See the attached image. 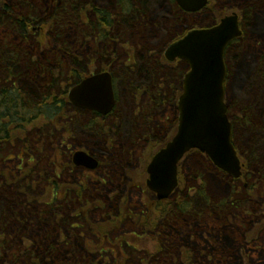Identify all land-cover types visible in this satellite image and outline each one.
Returning a JSON list of instances; mask_svg holds the SVG:
<instances>
[{"label":"trees","instance_id":"trees-1","mask_svg":"<svg viewBox=\"0 0 264 264\" xmlns=\"http://www.w3.org/2000/svg\"><path fill=\"white\" fill-rule=\"evenodd\" d=\"M108 1L109 3L106 4L103 0H58L57 4L52 6L49 0L46 2L0 0V193L4 186L12 184L11 176L5 172L4 167H9L11 164L13 148L22 145L33 151L44 145L46 150L47 146H52L56 142V137L62 130L60 126H65L75 138L78 128L93 134L94 139L102 141L105 154L116 153L120 156L110 169L111 174L117 178V184L111 182L115 184L112 186L114 195L120 200L125 188L124 183L132 180L128 171H132L131 168L138 163L133 147L140 143V140L145 145L152 140L151 149L155 152L176 132L177 103L182 93L183 76L189 66L184 61L168 63L164 58V50L191 27L214 25L228 13V10L213 8L211 3L207 8L211 9L210 17L205 23L199 24L197 18L188 23V14L183 13L173 0H171L172 6L179 10L177 16L169 8L168 0H107L106 2ZM239 6L244 17L245 34L242 39L229 45L226 55L229 67L228 82L233 78L236 79L234 74L238 58L234 53L231 54L230 50L235 44L248 40V35L255 33L253 27L264 31V0H242ZM175 20L177 28L184 30V33L180 30L170 32ZM41 21H47V24H42L46 26L40 31H33V27H39ZM131 47L136 50L135 54H119L121 48L127 51ZM138 48L141 49L140 54ZM240 52L242 54L239 49ZM95 59L100 62L99 68H95L96 71L109 69L115 75L116 86L120 85V89L116 88L117 107L107 117L75 109L68 101L69 85L77 84L87 77L94 70L91 67L93 63H97ZM258 59L257 63L256 61L254 64L249 63L252 72L247 68L240 69V82L249 83L256 89L254 81L257 80L262 82L264 91V50ZM143 94L147 99L141 105L139 97ZM136 105L137 116L134 113ZM230 109L229 116L236 130L237 124L232 114L235 112V103H230ZM166 111H169L167 126L160 120V116ZM245 112L247 113L244 129L251 135L254 143L247 149L246 160L248 167L251 166L253 169L264 165V156L260 151L263 137L258 136V132L264 131V124H256V105L251 104L250 109L244 107ZM70 125L75 127L72 128ZM130 137H134L136 141L132 146L128 143ZM81 144L96 156H100L95 152L97 147L92 146L89 141ZM125 150L126 155L123 154ZM192 156L201 159L202 167L209 168L208 159L204 155L199 152L189 154L180 165L182 190L179 194L181 195L174 194L169 201L160 202L156 212H160L165 221L170 222L173 216L181 219L185 216L183 213L188 211L193 212L192 217L196 216L195 213L204 210L241 211L238 206L234 208L232 206L234 203L230 200L237 192L236 181L232 177L215 170L216 174L211 175V179L208 180L204 173L197 169L192 173L187 171V165V170L184 172L185 164ZM261 171L263 170H255L258 174ZM214 180L217 183L216 188L212 187ZM99 183L101 182L97 184ZM195 183L197 186L194 188ZM18 185L19 194L24 190L32 195H24L23 198L28 216L19 219L16 215L15 220L25 228L32 227L41 232L47 229L37 227V222L42 225L54 222L57 226L61 224L62 213L81 210L84 206L91 208L94 199L101 198L90 192L93 191L91 184L82 182L81 186L79 181H75L73 183L75 188L69 190L73 193L66 194L61 204L46 203L34 194L35 187L33 188L32 185L22 181ZM59 187L53 189L56 192L53 196L58 195L57 191L62 188ZM194 189L195 195L191 197V191ZM254 189L256 188H251V194H254ZM117 191H120L121 195H118ZM106 192L108 196L110 188ZM210 194L220 196L215 199ZM40 200L42 201L39 202ZM55 200L59 199L55 198ZM235 202H238L237 199ZM241 204L249 205L245 200H241ZM258 204L254 208L260 209ZM4 208L7 212L10 211L9 200L0 198V264H61L70 258L75 262L77 258L82 257L78 250L62 245L59 236L60 246L56 243H48L47 240H39L33 246L31 244L35 240L33 235L18 230L16 233L8 229L10 216L2 213ZM99 211L100 208L95 210V212ZM50 217L51 220H48ZM65 217L71 216L67 214ZM224 218L227 220L226 215ZM240 218L248 220L246 216ZM3 219L4 222L7 220L4 224H2ZM224 226L230 224L226 222ZM58 230L59 228H56L57 232ZM19 240L28 246L24 247ZM15 241L18 243L15 244ZM61 256L64 258L59 259ZM86 257V260L97 258L94 256L91 258L90 255Z\"/></svg>","mask_w":264,"mask_h":264},{"label":"rangeland","instance_id":"rangeland-1","mask_svg":"<svg viewBox=\"0 0 264 264\" xmlns=\"http://www.w3.org/2000/svg\"><path fill=\"white\" fill-rule=\"evenodd\" d=\"M44 1L46 2L48 0H44ZM106 1L107 0H103V2H105L106 4L109 3V1L108 2ZM241 2L242 0H222L221 3L214 8L216 9L222 8V9L230 11L231 6L237 5V6H234V8H238V6L241 5ZM169 5H170L169 8H171V10H173L174 13H176L177 15L178 11L176 10V8H174L172 6V3L170 2H169ZM210 10H211L210 8L205 9L204 11L200 13V15L188 16L189 18L187 22L188 23L192 22L194 18H197L199 19V24L205 23L210 17ZM175 23H176V20L174 21L173 25L170 27V32L172 33L178 32L179 30L177 28V23L176 24ZM253 28L255 30V33L253 34L248 33L249 34L248 37L250 40H245L242 42V44L240 43L241 45L239 49L242 51V54L241 52L239 53L238 44H235L234 48L230 50V53L231 54L234 53L235 56L238 58H237V63L235 64L236 69L233 68L235 69L234 76L236 77V79L233 78L232 76L233 79L230 80L231 83L229 84V87H228V98L230 99V103H235V107H241L242 110H244V107L250 109L251 104L256 105L257 106L256 124L259 123L260 125H262L264 124V121H263L264 120V105H263V102H261L260 94L262 93L264 94V91L262 93L259 91L260 87L258 86L260 83L258 84L257 80L254 81L256 83V84L254 83L256 85V89H254L253 87H251V85H249V83L244 82V84H242L240 82L241 81L240 69L247 68L249 71H251L250 70L251 67H249V65L254 64L255 61L257 63V61L259 60L258 59L259 56L262 54V51L264 50V48H262L264 46V36H259L257 34V31L259 30L257 29V27H253ZM130 49L134 50V47L128 48L127 54L130 53ZM119 54H126L125 49L121 48L119 50ZM95 62L97 63H93L91 67L92 70L95 68L97 69L100 66V62L96 61V59H95ZM119 86L117 85L116 88L120 89ZM139 99L141 100V103L139 104L142 105L146 102L147 97L145 94H143L142 96L139 97ZM137 109H138V106L136 105V108H135L136 111L134 112L135 116L138 115ZM248 111L250 112V110ZM246 113L247 112L244 113V117ZM168 115H169V111H166L160 116V120L164 122L166 126L168 124V120H167ZM122 116L123 114L120 116V118ZM117 119L118 117L116 116V120ZM61 125H63V123ZM70 126H72V128L75 127L74 125H70ZM60 128L62 130L59 132V135L56 137V142L52 144V146H47L45 152L44 151L39 152L38 148L33 150L34 151L33 162L39 163V166L43 168V172H45V174L46 173L48 174V177L45 179L47 181V182L45 181V184L48 183L47 185L37 187V184H36L34 186L36 187L34 194L38 196L39 198H42V200H46V199L51 200L53 198V195L56 194V192L53 191V189L55 187H59L60 185L58 183L55 184L56 183L55 182L56 171L58 169L66 168V166H63L64 162L68 161L70 154H72L76 148L81 147L82 145L81 143L86 144V142L89 141L92 146L101 147L102 149H104V146L101 140L97 141V139H94L93 134L86 133L81 128L77 129L76 138L74 137V135L70 136L68 133H66L64 131V126H60ZM243 130H245L246 132V138L244 139L245 143L243 144V146H247V149H248L254 143L252 142L251 135L248 133V131L244 128ZM138 132H142V131H138ZM143 134H145V132H143ZM134 135H136V132L134 133ZM260 135L264 137V131H262V133L258 132V136ZM159 136L162 137V135H159ZM261 140L263 141H262L260 151L262 155L264 156V139L261 138ZM135 142L136 141L134 137H130L128 140V143L131 146H132V143L134 145ZM141 142L142 141L140 140V143L136 144L133 147L135 151V158L138 163H136V166L134 168H131L132 171H128L130 180L131 179L132 180L127 183H124L125 188H124V192L122 193V197L120 200H117L114 197V191H113L112 186L115 184H112L111 181L116 183L117 178H115L114 174H111L112 170L110 169H105L104 171L103 170H98V171L88 170L90 172L84 171L81 177L85 179V182L83 184H87V185L91 184L93 191H90V192L94 195L101 196L102 198V199L101 198L96 199L97 202H94V207H99L100 205L104 203L106 204V206L109 207V209L113 213L115 212L114 213L115 215H113L112 218L116 217L117 219H115V223L113 224V227H114L113 230L114 232L122 234L117 239L116 244L120 245L123 242L122 246H119V247L120 248L122 247L121 248L123 250L122 252L128 257V259H130V262H131L130 264H141L140 261H143V264H147L148 261H150L148 262V264L149 263L153 264L152 261H154V255L158 253L159 240L161 239L163 243V238H164L163 235H165L166 233H164L163 231L156 232L158 240L154 241L153 240L154 233L151 232L150 230L155 229L156 227H163L165 222L167 221H165L164 218H161L159 215H156L154 212H151V211H149L150 215L146 216V211L150 209L151 204H153L154 208H158V206L153 203V194L150 192V190L146 186V179L148 177L146 168L151 158L150 156L154 153L151 149L152 140L148 141L146 145L142 144ZM22 147L23 146L21 145L20 147L15 146L13 148L11 156L15 159L11 162L9 167L7 166L4 167V170L6 173H8L9 175L12 174V177L10 179L12 184L6 187L4 186L2 188L3 190H1V193H0V198H3V200L5 201L9 200V210L10 211L8 210L9 212H7L5 208L2 211V213L6 214V216H8V214L10 216L8 219V229L14 230L16 233L25 231V232H28L30 235H33L35 237V240L31 242L33 246H35V244L38 243L39 240H47L48 243L49 242H51L52 244L56 243V245L60 246L61 243H59V240H58L59 231L64 230L63 232H65V230H68L70 228L66 220L57 226L54 222H49L47 225H42L40 222H37L36 223L37 227L47 229L46 231H43V232L36 230L32 227L25 228L22 224H19L15 220L16 215L18 216L19 219L21 218L25 219V217L28 216V210L23 205V198H24V195H27V196L32 195L30 193L25 192L24 190L22 191L21 194H19V191H18L19 190L18 184L21 181L25 183L31 182V180L28 178L20 179L22 178L20 177V175L23 173V171L21 172L17 168L18 166L21 167V164L23 167V162L19 159H16L17 158L16 155H19V157L23 158L24 152L22 150H25V149L24 148L22 149ZM40 147L44 148V145H40ZM130 152L133 155L132 149H130ZM123 154L126 155V150L123 152ZM114 156L117 157L119 160L120 156L118 154L115 153V155L113 154V157ZM139 158H141L140 161H139ZM263 162H264V158H263ZM186 165H187L188 170L186 169ZM30 168L33 169L34 166H28L26 170ZM24 169L25 168H23V170ZM196 169L199 170L201 173H204L205 178L206 179L208 178V180H210L211 175L215 173V170L213 168H207L206 166L202 167L201 159L199 158L195 159V157L192 156L187 160V163L185 164L184 172H186L187 170L190 173H192ZM249 169L253 172L252 174L250 173V183L257 186L255 187L256 189H254L255 191L254 194H251V195L254 196L256 200H260L261 198H264V165H261L253 169L251 166H249ZM255 170H258V171L263 170V171H261V173L258 174L255 172ZM66 171L67 170H65L64 172ZM71 173H74V171L72 170ZM13 176H17V177L15 178ZM34 178H40L39 173H36ZM64 178L67 179L68 178L67 175H65ZM104 179L108 180L107 181V183L109 182L108 185H104L103 183H99V184L96 183V182H101V180H104ZM70 180H73V177H70ZM95 183L97 185H95ZM63 184L67 186H61L62 187L61 190L57 191L58 195L62 196L63 194H72L73 192L71 193V191H69L70 188H75L74 186H71L72 183L65 181ZM198 184L200 185L201 182H199ZM196 186H197V183L194 184V188ZM46 187H49L50 190L47 191ZM212 187L213 188L217 187V183L215 180L212 182ZM221 187H223V185ZM108 188H110V192L108 196L109 195L111 196H109L110 198L107 196L108 198L106 199V194H107L106 191ZM208 188L210 189V187ZM117 192H118V195H121L120 191H117ZM44 195L46 197H44ZM210 195L214 197L215 199H218L217 197L220 196L218 194L216 195L210 194ZM42 200H40L39 202H41ZM52 200H53V203H56V202H57L56 204L60 203L54 199ZM122 200L124 201V203L121 204V207H118L116 209L117 207L116 202L120 204ZM257 204H258L257 202H254V206ZM259 208H260V211H256V212H255V209L253 208V216L258 221L256 223H253V225L249 224L246 227H251V228L254 227V231L256 232L258 231L264 232V201L261 202V205L259 206ZM95 210H96L95 208H92L91 216H88L89 218L86 220V222L82 223L76 230L73 231L71 244L74 248L78 250V252H83L85 248H89L91 251L96 250L90 246V245H93L97 241V236L93 234V231H96V229L92 227L93 226L92 222L97 216V213L94 212ZM225 215L227 216V220H225L224 218ZM224 216H223V219H224V224H225L226 222L230 220L232 215L224 214ZM217 217H218L217 213L210 214L209 216H207L206 222L214 223L217 220ZM67 218H69L72 224V221L74 218L73 217H67ZM138 218L141 219L142 221L139 220ZM135 219L136 221L134 225L133 224L131 225L129 221L133 223V220ZM187 219H190V216H183L181 218L184 226H185V222ZM48 220H51V217ZM6 221L7 220H5V222ZM5 222L3 219L2 224H4ZM56 228H59L58 232L56 231ZM16 230H18V232ZM227 235H231V233L228 232ZM263 235L264 234L259 235L255 241L263 244L264 241L261 240ZM114 240L115 238L113 237L112 242H114ZM14 243L16 244L18 242L15 241ZM19 243L23 244L24 247L28 246V244H24L22 241L20 242V240H19ZM48 243L46 245H48ZM262 246H264V244L258 246L257 248L258 251H256L257 253L256 256H257V259L259 260H262L263 255H264V253H261L259 251V248L260 249L263 248ZM117 253H118L117 251L113 253L107 252V254L105 252L99 253V250H97V254H98L97 258L104 259L106 255L107 260L109 262H113V259L115 257H118ZM90 256L91 258H94L92 254H90ZM121 257L122 256H119L118 258H121ZM63 258L64 257L61 256L59 259H63ZM64 263L65 261L61 262V264H64ZM65 264H72V263L70 261H66ZM84 264H87V263L85 262ZM93 264H103V263H93Z\"/></svg>","mask_w":264,"mask_h":264},{"label":"water","instance_id":"water-1","mask_svg":"<svg viewBox=\"0 0 264 264\" xmlns=\"http://www.w3.org/2000/svg\"><path fill=\"white\" fill-rule=\"evenodd\" d=\"M188 12L204 8L208 0H177ZM242 35L237 15L228 16L213 28L198 29L170 45L165 52L169 61L186 60L190 71L183 79L179 98V127L173 139L158 151L148 165L147 184L159 199H166L178 186V166L186 153L198 149L214 164L234 177L241 175L240 160L233 144V125L225 101L228 44ZM77 107L108 115L116 106L111 72L95 73L69 90ZM77 165L91 169L97 161L84 151L74 155Z\"/></svg>","mask_w":264,"mask_h":264},{"label":"flooded vegetation","instance_id":"flooded-vegetation-1","mask_svg":"<svg viewBox=\"0 0 264 264\" xmlns=\"http://www.w3.org/2000/svg\"><path fill=\"white\" fill-rule=\"evenodd\" d=\"M51 1V5L54 6L57 4L58 0H49ZM222 0H209L208 5L212 3L213 8L216 7L221 3ZM233 5L230 8V11H228L227 14H225L223 17L219 19V23L224 17L226 16H232V15H238L239 17V26L241 28V31L244 33V17L243 14H239L235 11ZM208 7V6H207ZM206 7V8H207ZM46 23L41 21L39 24L42 25ZM214 24V25H215ZM212 25V26H214ZM210 27V26H209ZM196 27H191L190 30L187 32L193 30ZM200 28H208V27H200ZM243 35V34H242ZM138 54L141 53V49H137ZM128 54H134V53H128ZM258 82V81H257ZM260 83V84H259ZM262 82H258L260 89L259 91L262 93ZM258 91V92H259ZM261 95V102H264V94ZM235 118L238 123V132L236 133V144L238 147L239 156L241 159L243 167L242 175L237 178L236 181V196L235 199L238 201V207L242 209V211L234 212V216L238 215H248L253 216V208H254V202L259 203V206L261 205V202L264 201V198H261L260 200H256L254 196L251 195V188L257 187L254 184L250 183V172L253 173L250 169H247L246 167V158H248V151L247 147H243L244 139L246 138V132L243 130L245 127V122L243 124V121H245L244 117V110L241 109V107L236 108ZM264 121V120H263ZM264 139V137H263ZM74 153V151H73ZM73 153L70 154V157L68 161L64 162L63 166H66V168L61 169V175L70 174L72 170L77 168V166L73 163ZM25 158H30L29 161H25V165H31L33 164V156L28 152H24ZM99 161V159H98ZM103 166V164L99 161V167ZM249 165V164H248ZM22 169L20 168V171ZM67 170L66 172H64ZM102 170L105 169L102 167ZM90 172L84 168H81V176L83 172ZM43 172H41L42 175ZM97 183V182H96ZM95 183V185H97ZM106 185V183H104ZM110 198V197H109ZM241 200H245L249 205H246L250 210L252 211H243L245 209V205L241 204ZM94 207V206H93ZM106 205L103 203L99 208L100 211L96 212L98 216L93 220L92 227L97 230L96 234L98 236V240L93 244L90 245L92 248L96 249L95 251H91L89 248H85L86 255H83L82 258L76 259L75 262L73 260V264H84L85 262L87 264H93L97 263V259H89L86 260V256H89L92 254L94 257H96L95 254H97V250L100 252L103 251L107 253L110 252H118L117 256H122L121 258L115 257L113 259V262H109L106 258L103 259L105 264H130V259L122 252L123 250L119 247L122 246V243L116 244L117 239L122 235L121 233L114 232L113 230V224L115 223L116 217H113L115 215L112 211H107L105 209ZM253 207V208H252ZM255 211L260 209L254 208ZM95 212V211H94ZM69 214L71 217L74 218L72 221V224L69 220V218L65 217ZM185 214L191 215L190 219H187L185 222V226L183 225L182 220L173 219V221L168 222L164 224L163 227H156L155 229L150 230L154 233L153 240H158L157 233L159 231H163L166 233L163 235V243L161 239L159 240V246H158V253L154 255V261H152L153 264H264V255L262 260L257 259V253L258 246L263 245L260 242H256L255 240L258 238L259 235L264 234L262 231H254V227H245L246 222L245 220H240L236 218L237 224L234 226L225 227L224 226V212L223 211H217V220L215 221L217 223V226L209 227L208 223L206 222L208 213L206 212H197L195 213V217L193 216V212H185ZM88 216H91V210H81V211H73L69 213H62V217L60 219V223H63L65 220L67 221L68 225L70 224V229L65 230L63 232L62 230L59 231L58 236L60 238V241L62 245L68 247L72 250H77L72 246V234L73 231L76 230L82 223H85L86 220L89 218ZM201 216V217H199ZM139 219V218H138ZM254 223H256L258 220L254 218ZM141 220V219H139ZM129 221V220H128ZM136 219L133 220V223L129 221V223L134 225ZM142 221V220H141ZM122 223V222H121ZM240 224H245L244 226H241ZM239 225V226H237ZM155 227V225H154ZM231 233V235H227V233ZM113 237L115 238L114 242H112ZM264 241V235L261 239ZM259 251L261 253H264V246ZM263 251V252H262ZM256 256V257H255ZM85 261V262H83ZM150 262V261H148ZM147 262V264H148ZM142 264V262H141ZM150 264V263H149Z\"/></svg>","mask_w":264,"mask_h":264},{"label":"bare ground","instance_id":"bare-ground-1","mask_svg":"<svg viewBox=\"0 0 264 264\" xmlns=\"http://www.w3.org/2000/svg\"><path fill=\"white\" fill-rule=\"evenodd\" d=\"M163 3V5L165 6V2L163 1L162 2ZM179 29V28H178ZM180 30V32L181 33H184L185 31L184 30H182V29H179ZM257 34L259 35V36H264V32H262L261 30H258L257 31ZM91 141H93V140H91ZM96 142V141H95ZM95 152H97V153H99L100 154V156H98V158H99V161L103 164V168L104 169H111V168H113V166H114V162H115V160L117 161L118 160V158L117 157H113V155H108V154H105V152L103 151V149H101V148H99V147H97V148H95ZM115 155V154H114ZM117 182H119V181H117ZM115 184H117V183H115ZM72 185H73V183H72ZM209 227H212L211 225H209Z\"/></svg>","mask_w":264,"mask_h":264}]
</instances>
